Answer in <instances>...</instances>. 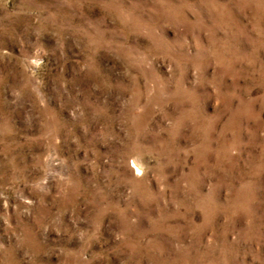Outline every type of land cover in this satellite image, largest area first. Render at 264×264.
Returning a JSON list of instances; mask_svg holds the SVG:
<instances>
[{
	"label": "rangeland",
	"instance_id": "obj_1",
	"mask_svg": "<svg viewBox=\"0 0 264 264\" xmlns=\"http://www.w3.org/2000/svg\"><path fill=\"white\" fill-rule=\"evenodd\" d=\"M0 264H264V0H0Z\"/></svg>",
	"mask_w": 264,
	"mask_h": 264
}]
</instances>
